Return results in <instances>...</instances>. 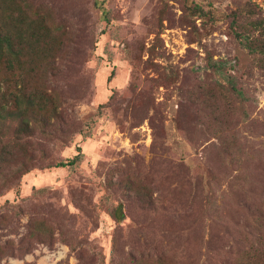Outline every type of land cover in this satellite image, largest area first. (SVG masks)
Instances as JSON below:
<instances>
[{"label":"rangeland","instance_id":"rangeland-1","mask_svg":"<svg viewBox=\"0 0 264 264\" xmlns=\"http://www.w3.org/2000/svg\"><path fill=\"white\" fill-rule=\"evenodd\" d=\"M30 1L69 40L58 117L1 131L0 264H225L256 242L264 57L237 32L264 0Z\"/></svg>","mask_w":264,"mask_h":264},{"label":"trees","instance_id":"trees-1","mask_svg":"<svg viewBox=\"0 0 264 264\" xmlns=\"http://www.w3.org/2000/svg\"><path fill=\"white\" fill-rule=\"evenodd\" d=\"M197 7V14L204 17L206 10ZM240 32H237L238 38L251 55L264 57V18H251ZM67 40L68 32L56 22L50 10L35 6L30 0H0L1 156H12L19 142L16 139L3 141V129L14 127L22 138L45 128L58 117L59 107L54 105L56 96L47 94L44 87L66 56ZM79 157L80 154L54 167L74 166ZM129 189L140 198L149 197L133 184ZM258 217L259 224L264 227V209L258 211ZM169 260L167 255L142 256L135 257L133 263L171 264ZM225 264H264V232L249 248L240 250Z\"/></svg>","mask_w":264,"mask_h":264}]
</instances>
